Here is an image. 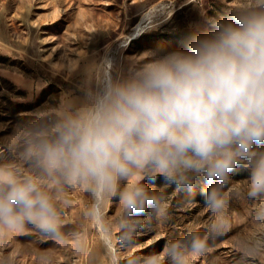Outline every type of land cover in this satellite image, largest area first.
Segmentation results:
<instances>
[{"label": "clouds", "instance_id": "9594fccd", "mask_svg": "<svg viewBox=\"0 0 264 264\" xmlns=\"http://www.w3.org/2000/svg\"><path fill=\"white\" fill-rule=\"evenodd\" d=\"M202 19L177 46L120 64L109 57L75 100L17 123L12 159L0 162V236L35 231L80 247L84 233L65 232V193L78 189L88 199L83 221L137 248L146 225L168 216L165 192L146 182L157 177L189 193L203 184L209 219L132 264H193L228 230L241 195L261 204L264 222V0ZM241 169L244 193L233 186Z\"/></svg>", "mask_w": 264, "mask_h": 264}, {"label": "rangeland", "instance_id": "374dc122", "mask_svg": "<svg viewBox=\"0 0 264 264\" xmlns=\"http://www.w3.org/2000/svg\"><path fill=\"white\" fill-rule=\"evenodd\" d=\"M235 2L0 0V162L12 159L7 144L18 122L32 121L37 109L75 100L109 57L120 64L145 50L177 46L196 25L203 30V17L223 18ZM246 177L242 169L233 176L241 193ZM146 182L165 192L168 216L146 225L137 248H122L99 227L85 223L88 199L75 189L65 193V232H83L81 246L35 231L8 233L0 236V264H132L133 255L157 252L166 239L204 231L209 214L203 184L189 193L165 186L161 177ZM260 206L243 195L231 199L228 230L210 241L209 251L193 264H264V222L256 218ZM115 212V205H109V216Z\"/></svg>", "mask_w": 264, "mask_h": 264}]
</instances>
